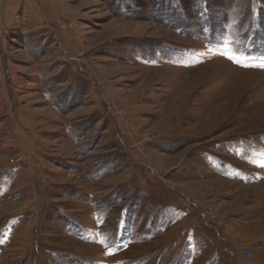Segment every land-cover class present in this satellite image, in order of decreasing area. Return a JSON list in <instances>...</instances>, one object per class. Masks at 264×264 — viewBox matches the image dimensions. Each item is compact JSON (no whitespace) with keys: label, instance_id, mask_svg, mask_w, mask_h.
I'll return each instance as SVG.
<instances>
[{"label":"rangeland","instance_id":"1","mask_svg":"<svg viewBox=\"0 0 264 264\" xmlns=\"http://www.w3.org/2000/svg\"><path fill=\"white\" fill-rule=\"evenodd\" d=\"M0 264H264V0H0Z\"/></svg>","mask_w":264,"mask_h":264}]
</instances>
